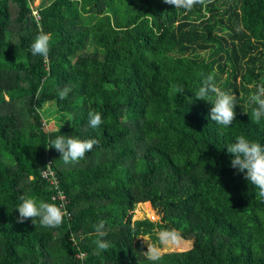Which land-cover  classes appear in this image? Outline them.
I'll return each mask as SVG.
<instances>
[{
	"label": "trees",
	"instance_id": "16d2710c",
	"mask_svg": "<svg viewBox=\"0 0 264 264\" xmlns=\"http://www.w3.org/2000/svg\"><path fill=\"white\" fill-rule=\"evenodd\" d=\"M33 1L0 0V264H153L140 236L154 243L163 229L191 246L155 264H264V199L227 151L241 135L264 145V118L254 122L248 102L264 80V0H212L187 14L164 0H41L39 21ZM41 31L47 62L30 49ZM209 75L237 97L229 127L210 119L209 102L186 99ZM48 100L70 125L43 127ZM58 135L99 143L66 165L45 147ZM49 159L71 218L18 223L21 195L59 205L42 178ZM140 202L158 219L132 220Z\"/></svg>",
	"mask_w": 264,
	"mask_h": 264
},
{
	"label": "clouds",
	"instance_id": "9594fccd",
	"mask_svg": "<svg viewBox=\"0 0 264 264\" xmlns=\"http://www.w3.org/2000/svg\"><path fill=\"white\" fill-rule=\"evenodd\" d=\"M166 4L175 6L176 9H183L187 14L193 10L196 5L207 7L212 0H164ZM241 30L240 27L237 31ZM51 36L41 31L32 42L30 49L33 56H42L47 62L50 52ZM70 89L65 88L59 91L61 99L68 96ZM181 89L180 92H183ZM195 97L186 98L189 103L195 100L209 102L212 107L210 119L218 126L229 127L236 120L237 97L228 91L222 90L212 75H209L203 81V84L194 92ZM248 102L255 105L251 112V118L259 123L264 118V80L256 84L255 91L248 97ZM103 123L102 115L99 112L90 111L88 115V124L92 128H98ZM99 143L94 138L80 139L72 136L58 135L51 139L47 147L55 148L60 154V159L64 164H77L85 158L86 153L90 152L95 145ZM227 151L231 154V166L237 168L239 172L245 174V179L249 181L256 189V198L264 199V145L259 142L249 141L243 135L236 137L234 143L227 146ZM20 201L15 209L19 212L18 223H24L31 218L35 223L39 218L40 225L46 228H57L62 225L66 209L63 205L48 203L35 198L21 195ZM97 239L94 243L98 250H107L109 242L105 239V223L103 220L94 225ZM147 244V251H144L145 257L155 262L160 261L168 249L180 248L184 243L182 235L176 229H163L157 233L158 243H152L147 237H140Z\"/></svg>",
	"mask_w": 264,
	"mask_h": 264
},
{
	"label": "rangeland",
	"instance_id": "374dc122",
	"mask_svg": "<svg viewBox=\"0 0 264 264\" xmlns=\"http://www.w3.org/2000/svg\"><path fill=\"white\" fill-rule=\"evenodd\" d=\"M41 2H42L41 0H34L33 2H31L33 14H35V10H38V7L40 6ZM40 113L42 117V124H43V127H45V129H58L60 127H65V126L70 125L69 118H68L69 116H67L65 113H62V111H60L57 108L53 100L45 101L40 107ZM138 204H136L133 210L132 220H142V219L149 218L150 220L155 221L158 219L157 213L155 212L154 208L150 206L149 202H147L148 204L147 208L144 207L143 202H140ZM140 237H147L151 241V239L147 235L140 236ZM154 243H158V241ZM142 244L143 246H145L146 251H147V244L143 240H142ZM190 246H191L190 241L184 240V243L182 244L180 248L168 249L165 252L186 250L190 248Z\"/></svg>",
	"mask_w": 264,
	"mask_h": 264
},
{
	"label": "built area",
	"instance_id": "2783aa9c",
	"mask_svg": "<svg viewBox=\"0 0 264 264\" xmlns=\"http://www.w3.org/2000/svg\"><path fill=\"white\" fill-rule=\"evenodd\" d=\"M37 21L41 19L39 14V10H35V14H33ZM38 15V16H37ZM38 17V18H37ZM42 178L45 179L51 186L52 190V200L57 201L63 205V208L66 209L67 197L65 194V190L62 188L61 181L57 170L53 167L51 159L48 160L47 166L42 171ZM67 211V209H66ZM67 219L71 218V214L67 212ZM85 252H78L77 257L83 259L85 258Z\"/></svg>",
	"mask_w": 264,
	"mask_h": 264
}]
</instances>
